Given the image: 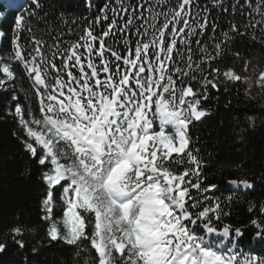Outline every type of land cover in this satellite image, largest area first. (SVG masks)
Instances as JSON below:
<instances>
[{
	"label": "snow or ice",
	"instance_id": "obj_1",
	"mask_svg": "<svg viewBox=\"0 0 264 264\" xmlns=\"http://www.w3.org/2000/svg\"><path fill=\"white\" fill-rule=\"evenodd\" d=\"M213 4L241 20L218 32L198 0H107L69 42L34 32L45 0L15 17L0 90L13 136L40 169L46 242L73 249V264H264V204H249L245 225L225 223L233 196L207 195L218 185L205 183L191 134L229 85L250 100L254 87L264 92V68L232 49L237 38L264 47V0ZM228 56L243 60L240 71L221 66ZM22 80L30 95L19 94ZM229 183L254 190L247 178ZM24 233L9 230L21 249ZM246 241L260 255L242 254Z\"/></svg>",
	"mask_w": 264,
	"mask_h": 264
},
{
	"label": "trees",
	"instance_id": "obj_2",
	"mask_svg": "<svg viewBox=\"0 0 264 264\" xmlns=\"http://www.w3.org/2000/svg\"><path fill=\"white\" fill-rule=\"evenodd\" d=\"M45 0L44 20L33 19L32 27L37 35L51 33L63 39H75L83 27L92 21L99 7L107 0ZM130 2V0H129ZM236 0H225V6ZM201 8H208L210 17L214 18L220 28H226L233 16L239 22L241 17L236 13L224 12L214 6L213 0H198ZM32 8L31 0H23L21 4H5L0 1V29L6 38L0 41V55H7L10 47L9 37L15 17ZM43 15V12L41 13ZM111 15V14H110ZM100 26L98 25L97 28ZM69 29L72 31L69 32ZM259 35V32H257ZM27 35V33H25ZM49 43L50 36L45 35ZM203 39V37H201ZM195 47V46H194ZM233 51H239L250 60L256 56L264 57V47L252 44L250 39L237 40L232 44ZM243 60L233 61L231 56L225 58L222 67L234 66ZM29 82L22 80L17 83L19 94L28 92ZM231 101V103H229ZM30 104V101H26ZM210 116L197 123L191 130L194 146L200 149L205 161V183H215L218 188L208 193L210 197L233 196L225 218V223L242 226L248 223L253 215L248 211L249 204H264V106L256 99H248L243 87L229 85V91L221 90L218 99L211 98L206 102ZM255 119V126L249 127L248 118ZM19 131L12 115L10 96L0 90V243L7 245L0 253V264H73V249L63 244H48L45 238V225L41 223L40 200L43 186L40 169L35 161L22 149L19 141L13 136ZM243 135L241 141L238 137ZM237 165H240L237 168ZM247 178L254 183V190L237 189L229 183L232 179ZM20 225L25 228L23 237L25 248H19L10 238L9 230ZM39 249L37 253L32 248ZM255 242L238 244L244 255H260L253 251Z\"/></svg>",
	"mask_w": 264,
	"mask_h": 264
},
{
	"label": "rangeland",
	"instance_id": "obj_3",
	"mask_svg": "<svg viewBox=\"0 0 264 264\" xmlns=\"http://www.w3.org/2000/svg\"><path fill=\"white\" fill-rule=\"evenodd\" d=\"M2 2H4L5 4H21L23 0H0ZM252 61L253 64H259L261 66V68H264V57L263 56H256L252 59H250ZM243 63L240 64L238 63L237 66L235 67L237 71H240L242 69ZM251 67V66H250ZM260 94H257V93ZM252 94L255 96V99L258 100L263 106H264V92H261L259 89L257 88H253L252 89Z\"/></svg>",
	"mask_w": 264,
	"mask_h": 264
},
{
	"label": "bare ground",
	"instance_id": "obj_4",
	"mask_svg": "<svg viewBox=\"0 0 264 264\" xmlns=\"http://www.w3.org/2000/svg\"><path fill=\"white\" fill-rule=\"evenodd\" d=\"M18 6V5H17Z\"/></svg>",
	"mask_w": 264,
	"mask_h": 264
}]
</instances>
